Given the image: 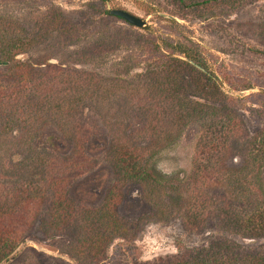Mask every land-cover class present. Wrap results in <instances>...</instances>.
<instances>
[{"label":"rangeland","instance_id":"rangeland-1","mask_svg":"<svg viewBox=\"0 0 264 264\" xmlns=\"http://www.w3.org/2000/svg\"><path fill=\"white\" fill-rule=\"evenodd\" d=\"M263 91L264 0H0V264H264Z\"/></svg>","mask_w":264,"mask_h":264},{"label":"trees","instance_id":"trees-1","mask_svg":"<svg viewBox=\"0 0 264 264\" xmlns=\"http://www.w3.org/2000/svg\"><path fill=\"white\" fill-rule=\"evenodd\" d=\"M178 2H183V0H177ZM209 1V0H208ZM205 1H201L200 3L202 4ZM193 5L198 4V3H192ZM105 14H108V11H105ZM21 49H24L23 47H19ZM181 49H178V51H176L181 57L188 59L189 61H191L194 65L198 66L199 68L203 69L205 71V73H199L201 76H206V70L205 67L203 66L202 63H200L197 59H195L194 57H192L187 51H185L184 48L180 47ZM10 59H12V57L6 56V55H2V59L1 61L4 62H8ZM175 61L182 66L187 67L188 69H190L191 71L195 70V66L194 65H190L189 63H187L186 61H182L179 59H175ZM21 66V64H20ZM195 67V68H194ZM208 78V76H207ZM209 79V78H208ZM207 79V80H208ZM210 80V79H209ZM9 91H7V93L4 95L6 97L9 96L12 97L13 99L16 101L17 100V94H15V90L14 88L12 89H8ZM1 95V94H0ZM3 96V97H4ZM24 106L26 108H24V112H31V106L27 103L24 102ZM264 138V135H263ZM120 146V150L118 152V156L117 157H113V161H114V170L117 171V175L119 177V181H133L136 182L138 184H140L142 187H146L147 190H151V192H154L155 186L158 185L157 181L154 177V175L151 173V168L146 169L143 164L141 163V161L136 160V157L134 156L135 154L128 151V149L123 146V145H119ZM58 197L56 200V203L54 202V217H56L57 219H61L60 217H62V215L65 214V210L63 209V206L61 205V201L60 199L62 198V196L64 195L63 189L61 190V192H58ZM150 198V197H148ZM26 211H27V215H25L23 217V220L26 222L27 217L30 213V210L28 207H25ZM31 217V215H30ZM250 217H252L251 219H249L251 222L254 221V225H259L261 222L264 224V211L263 212H259V213H254L252 215H250ZM249 217V218H250ZM30 219V218H29ZM24 221H22V219L14 217L12 218V215H8V217L4 220V222H1L0 224V228L1 230L4 232L3 235H5V240L3 242V244H9L8 246H11V244H15L20 237L23 234V230H22V226L24 223ZM248 224V223H247ZM54 225V224H53ZM18 239V240H17ZM1 244H0V249H1Z\"/></svg>","mask_w":264,"mask_h":264},{"label":"water","instance_id":"water-1","mask_svg":"<svg viewBox=\"0 0 264 264\" xmlns=\"http://www.w3.org/2000/svg\"><path fill=\"white\" fill-rule=\"evenodd\" d=\"M102 1L107 2L108 0H102ZM108 14L111 16L117 17L118 19L123 20L128 25H131V26L136 27V28H141V27L145 26L144 21L141 20L139 17L132 15L126 11L120 10V9L108 10ZM184 60L187 61V63L194 65L191 61L187 60L186 58H184ZM194 66L196 68L200 69L198 66H196V65H194Z\"/></svg>","mask_w":264,"mask_h":264}]
</instances>
